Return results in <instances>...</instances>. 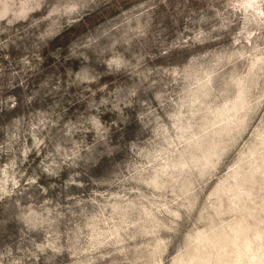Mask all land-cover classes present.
Wrapping results in <instances>:
<instances>
[{
	"label": "rangeland",
	"instance_id": "rangeland-1",
	"mask_svg": "<svg viewBox=\"0 0 264 264\" xmlns=\"http://www.w3.org/2000/svg\"><path fill=\"white\" fill-rule=\"evenodd\" d=\"M0 264H264V0H0Z\"/></svg>",
	"mask_w": 264,
	"mask_h": 264
},
{
	"label": "bare ground",
	"instance_id": "bare-ground-1",
	"mask_svg": "<svg viewBox=\"0 0 264 264\" xmlns=\"http://www.w3.org/2000/svg\"><path fill=\"white\" fill-rule=\"evenodd\" d=\"M240 260V259H239ZM240 261H238V263H239Z\"/></svg>",
	"mask_w": 264,
	"mask_h": 264
}]
</instances>
